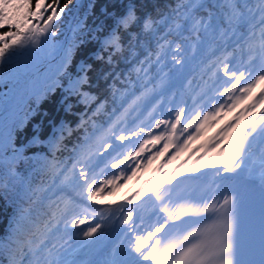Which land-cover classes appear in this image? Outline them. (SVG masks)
I'll use <instances>...</instances> for the list:
<instances>
[{
  "label": "trees",
  "instance_id": "1",
  "mask_svg": "<svg viewBox=\"0 0 264 264\" xmlns=\"http://www.w3.org/2000/svg\"><path fill=\"white\" fill-rule=\"evenodd\" d=\"M257 2L60 0L61 6H67L66 11L54 22L53 30L57 35L52 36L51 44L48 42L46 54L51 57L56 42L66 34L63 48L72 45L67 67L57 74L63 61L61 52L42 89L0 126V140L8 149L0 175V242L6 245L0 253V264H9L10 255L19 259L18 246L12 245L9 249L7 244L22 209L27 210L25 216L31 223L26 232L16 233V237L31 240L33 246L41 245V258L51 252L53 256L58 254L65 264H74L70 256L82 257L87 264H99L95 255L101 248L97 247L95 239L87 237L81 245H75L79 238H74L73 229L82 231V225L73 226L68 220L65 227L61 213L72 200L67 198L68 191L61 184L63 176L57 177L50 163L63 164L65 169H70L79 154L91 152L95 170H102L97 165L131 144L132 133L142 130L135 127L136 124L145 127L147 133H157L156 125H149L150 122L169 114L170 107L177 110L182 103L190 101V93L210 78L206 70L210 63L219 59L238 67L243 64L241 56L248 58L242 49L244 40L240 38L246 31L245 22L230 26L227 18L233 3L237 11L249 14L250 8H257ZM189 5H193L190 15L208 23L207 31L202 27L193 30L192 21L184 15ZM178 6H183L179 16L176 15ZM129 13L134 19L125 26L121 21ZM166 17L168 24H154V32L145 30L146 20L161 21ZM177 23L181 25L179 29ZM3 31L7 28L0 29ZM113 36L119 38L118 49L107 43ZM30 48L0 65V114L23 97L26 92L23 83L32 70L39 69L26 59ZM81 77L87 80L80 86L81 91L88 94L87 103L81 101L79 94L66 91L70 81ZM200 103L199 98L192 105ZM146 111L158 117L151 120L145 117ZM18 121L22 123L14 126ZM137 131L133 135L142 150ZM36 133L45 142L55 135L59 140L58 150L53 153L47 143H30ZM118 136L124 139H117ZM104 143L110 147L105 149ZM13 147L19 154H13ZM79 170L80 165H77L76 171ZM78 207L76 203L72 209L74 218L80 216L76 213ZM89 220L93 227L99 221L96 217Z\"/></svg>",
  "mask_w": 264,
  "mask_h": 264
},
{
  "label": "snow or ice",
  "instance_id": "2",
  "mask_svg": "<svg viewBox=\"0 0 264 264\" xmlns=\"http://www.w3.org/2000/svg\"><path fill=\"white\" fill-rule=\"evenodd\" d=\"M66 7V5H60V0H0V29L7 28V31L0 32V65L10 61L21 51L29 47H35L37 49L42 48L47 42V37L56 36L57 33L53 30L54 22L66 11ZM181 7L183 6H178V10L176 11L177 16L180 15L179 9ZM192 7L193 5H189L184 11V15L192 21L193 30L198 31L202 27L207 31L209 25L206 21L197 20L194 15H190ZM231 7L232 11L228 14L227 23L230 26H234L245 22L244 15L236 10L234 3ZM254 11H259V23L264 25V0H258L255 10L249 9L250 14ZM46 13L47 18L45 19ZM131 19H134V15L129 13V16L123 19L121 24L127 26ZM252 19H255L254 15ZM247 22L251 27H255V25L251 24V20ZM160 23L168 24V18L166 17L161 21L146 20L144 28L146 31L154 32L155 28L153 25ZM180 27L181 25L177 23L176 28L179 29ZM170 30L172 29L170 28ZM261 32L264 33V27L261 28ZM41 37H44V39L42 40ZM118 39V37L113 36L107 43L115 45L118 49ZM261 49L264 51V44L261 45ZM71 51L72 45L62 49L63 61L57 69V74L62 73L66 69ZM176 62L180 63V61ZM223 71L224 75L229 77L226 83L232 82L234 78L235 83H233V89H235V85L239 84L242 79L244 80L245 86L239 89L243 93L251 92L256 85H264V75H258L255 80H251V74H249L247 78H245L243 72L237 75L234 70H230L228 63H224ZM86 82V77L72 80L69 82L66 91H68L69 94H79L81 96V101L87 103L89 99L88 94L83 93L80 88V86ZM22 87L27 91L29 87L28 82L25 81ZM261 95H264V91L261 92ZM176 119L179 121L180 116L178 115ZM205 119H207V117H205ZM20 123L22 122L18 121L14 126H18ZM172 127L175 129L176 125L173 124ZM252 131H255V129ZM261 132L264 133V129H261ZM248 135H251V133L245 135L244 139L240 140L238 143L229 145V148L234 149L230 158L231 161H239L242 154L246 153L245 141ZM9 136L11 137V132ZM116 138L120 140L124 139L122 136ZM30 143L36 145H44L47 143L49 151L53 153L57 151L59 147V140L55 135L45 142L40 139L39 133H36ZM145 143H147V141H145ZM102 146L105 149L110 147L107 143H104ZM141 147H143V145H141ZM7 150L3 141L0 140V175H2L3 169L5 168V153ZM74 151L76 150L74 149ZM12 152L13 154H19V150L14 147L12 148ZM92 156L93 153L91 152L79 154L78 158L73 160L70 169H65L63 164L58 165L50 163V167L56 170L55 175L57 177L63 176L61 184L73 189H79L81 196H83L84 192H87V199L89 200L95 197L97 191H100L103 187V184L110 183V181L107 180L102 182L98 181V174L95 172ZM45 159H47V157H45ZM9 163L11 162L9 161ZM120 163H123V161H120ZM77 165H80L79 172L76 171ZM116 166V164L112 165L113 168H116ZM234 166L235 168H240L241 164L237 162ZM225 168L226 170H231L228 165H225ZM262 179H264V175H262ZM81 181H83V183H81ZM98 184L100 187H97L96 191H93V186ZM76 203L77 202L73 200L66 204L65 208L62 210L61 215L65 218L66 228V218L72 215V209L76 206ZM26 211L27 210L24 209L20 211L17 217L16 227L13 229V235L9 237L7 247L11 249L12 245H17L20 253L19 259H17L15 255H10L9 264H65V261L58 254L53 256L51 252L41 258V245L33 246L31 240L22 241L16 237V233L26 232L27 226L31 223L25 216ZM202 211L204 213L210 212L211 214L200 215L199 212L194 213V215H197L199 218L193 220L192 223L198 224L200 227L195 228L187 234H181L174 238H170L172 234L169 233V236L157 238L145 251H142L145 245L148 244V240L151 239L155 233L160 232L164 227V225H161L155 229V232H150L148 237L142 238L140 235H137L135 237V244L133 245L134 251L138 253L139 257L143 260L151 261V264H234L232 257L234 254L235 203L232 197L226 195L222 202L212 205L211 208L205 207ZM179 215H185V213L181 212ZM172 217L178 218V215L172 213ZM128 219H131V217H128ZM204 221H208V223ZM84 223L85 220H72L73 226ZM99 227V224H96L95 227L89 226L88 230L83 232V235L85 237H91L97 232ZM5 247V243L0 242V253L4 251ZM130 264H138V262L134 258ZM261 264H264V261H262Z\"/></svg>",
  "mask_w": 264,
  "mask_h": 264
},
{
  "label": "rangeland",
  "instance_id": "3",
  "mask_svg": "<svg viewBox=\"0 0 264 264\" xmlns=\"http://www.w3.org/2000/svg\"><path fill=\"white\" fill-rule=\"evenodd\" d=\"M253 15L255 19H252ZM253 15L249 14L251 24L253 22L257 23L260 20L259 11H255ZM244 17L246 21V16ZM249 27L250 24L248 23V28ZM49 37H47V42L42 48L37 49L31 47L26 56L29 63L32 61L37 64L39 68L32 70L27 78L28 85L31 88L37 87L40 69L44 66L45 62L57 52L61 44L62 39L56 42V51L54 50V54L48 57L49 55L46 54V52L49 49L48 46L51 44L50 39L54 40L52 36ZM41 39L43 40L44 37H41ZM48 42H50V44H48ZM42 50H44V52H42ZM38 53L42 54V57L38 56ZM253 58L251 62L255 61ZM247 61L248 60H245V62ZM224 63L225 62L214 65L215 63L213 62L206 69L209 71L210 80L213 81V83H210V80L207 79L208 82L205 85H201L200 87L198 85V89L192 94L190 93V101L182 103L177 110L170 107L168 109L169 114L165 113L160 115L157 121L150 122L149 125H156L157 133H147L145 127L139 124L135 125V127L142 129L136 131L140 133L144 143L147 141V143H145L146 146L143 145V149L140 150L138 144L135 142L137 138L133 135L135 131L129 138L132 143L125 146V148H120V150L122 149L120 151L121 153L118 152L111 158L105 159L98 164L97 167H102V170H95L98 174V181L102 182L107 180L110 181V183L103 184V187L100 191H97L93 199H87V192H84L83 196H81L79 189H75V192L72 193V195L80 199V202L76 200L79 204L76 213L80 216L74 218V215H70L67 218V222L70 220L69 222L72 223L74 219L85 220L84 224H79L82 225V231H78L75 228L73 229L75 234L74 238H79L75 245H81L85 238H87L83 235V232L87 231L89 226H92L89 224V219L91 217L100 219L95 222V225L99 224L100 227L97 229V232L91 236V239H95L97 247L101 248L100 252L95 255L100 261V264H114L112 257L117 248L120 247L116 243V236L119 229L116 226L115 217L113 215L115 210L113 202L120 197V187L126 182H131L138 178L145 168H150L161 161L167 160L168 157L181 160L185 155L194 154L208 145L216 149L231 150L229 145L243 140L248 133H251V135H248L245 141L246 153L242 155L246 156L252 164H256L262 169L264 168V133L261 132V129H264V95H261V92L264 91V85H256L251 92L243 93L239 90L241 87L245 86L244 80L242 79L239 84L235 85V89H233V83H235L234 78L232 82L226 83L229 77L227 78L220 70V66ZM52 68L46 73L43 84ZM230 70H234L237 75H239L240 72H243L244 75L247 76L251 74V80H255L258 75H264V67L258 70L256 65L250 66L248 63H244L239 70L232 68H230ZM247 76L245 78H247ZM33 77L36 78V80H34ZM199 98L202 99V103L199 105H192L195 104ZM165 110L166 108L163 109V111ZM144 115L151 120L158 117V115H153L148 111H146ZM178 115L180 116L179 121L176 119ZM205 117H207V119H205ZM173 124L176 125L175 129L172 127ZM253 129H255V131H252ZM152 135L158 136L156 139H152ZM252 144L255 145L256 150L254 151L256 152L249 148ZM120 161H123V163H120ZM113 164L117 165L116 168L112 167ZM81 183H83V181H81ZM97 187H100V185H94L92 190L96 191ZM107 202L110 203L102 205ZM86 226L87 229H85ZM75 257L76 256H70L69 258L71 261H74L73 259ZM76 263L87 264V261L83 258V260H78Z\"/></svg>",
  "mask_w": 264,
  "mask_h": 264
},
{
  "label": "bare ground",
  "instance_id": "4",
  "mask_svg": "<svg viewBox=\"0 0 264 264\" xmlns=\"http://www.w3.org/2000/svg\"><path fill=\"white\" fill-rule=\"evenodd\" d=\"M249 148L253 151L256 150L253 144ZM232 152L233 149H216L208 145L194 154L185 155L181 160L168 157L167 160L145 168L138 178L122 185L120 197L113 202L115 207L113 215L119 229L116 243L120 246L112 257L114 264H130L134 258L138 264H151V261L139 257V254L134 251L133 245L137 235L142 238L148 237L156 227L167 223L168 214L166 210L158 206L154 197V188L163 179L184 171L201 173L207 177L236 172L251 175L264 182L262 179L264 168L252 164L243 155L239 161H231ZM237 162L241 164L240 168H235L234 164ZM225 165H228L231 170H226ZM73 192L75 189L68 191L67 198L76 201L75 195H72ZM98 220L100 219L98 218ZM157 234L155 233L148 240V244L142 251H145L157 239ZM73 260L74 264H77L76 262L83 258L75 257ZM98 263L100 264V261Z\"/></svg>",
  "mask_w": 264,
  "mask_h": 264
},
{
  "label": "water",
  "instance_id": "5",
  "mask_svg": "<svg viewBox=\"0 0 264 264\" xmlns=\"http://www.w3.org/2000/svg\"><path fill=\"white\" fill-rule=\"evenodd\" d=\"M66 43V34L62 37L61 44L58 47L57 52L45 62L44 66L40 69L38 73V82L37 87L31 88L28 87L27 91L23 95V97L13 106H11L5 113L0 115V126L11 116L15 115L18 111H20L27 100L35 93L39 92L43 86V82L45 80L46 73L54 66L58 56L60 55L63 47Z\"/></svg>",
  "mask_w": 264,
  "mask_h": 264
}]
</instances>
